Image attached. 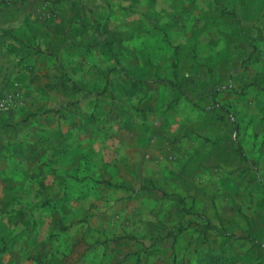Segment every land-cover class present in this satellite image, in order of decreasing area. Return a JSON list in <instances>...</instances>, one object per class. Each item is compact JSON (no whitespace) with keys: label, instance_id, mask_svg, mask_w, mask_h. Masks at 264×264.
I'll return each mask as SVG.
<instances>
[{"label":"rangeland","instance_id":"obj_1","mask_svg":"<svg viewBox=\"0 0 264 264\" xmlns=\"http://www.w3.org/2000/svg\"><path fill=\"white\" fill-rule=\"evenodd\" d=\"M156 3L171 11L155 89L92 111L105 152L28 182L37 202L0 205V264H264V0ZM132 4L148 0H0V96H13L0 120L52 98L25 84L38 74L12 76L8 52L39 51L56 8ZM59 97L44 111L72 110Z\"/></svg>","mask_w":264,"mask_h":264},{"label":"crops","instance_id":"obj_2","mask_svg":"<svg viewBox=\"0 0 264 264\" xmlns=\"http://www.w3.org/2000/svg\"><path fill=\"white\" fill-rule=\"evenodd\" d=\"M156 2L148 0L147 5L129 7L56 8L54 18L41 27L39 51L25 52L21 47L8 52L9 60L20 61L10 70L12 76L22 81L23 76L38 74L41 85L35 81L25 84L38 94H52V98L29 100L20 111L12 108L7 121L0 120V124L6 123L0 126V205L37 202L42 198L27 195L34 190L28 182L38 178L60 183L62 175L78 170L81 157L88 152H105L101 148L105 130L99 127L104 115L93 116V110L103 113L111 101L130 108L133 101L141 102L153 92L158 59L155 46L159 38L164 40L157 36V26L169 27L171 11ZM60 94L72 98L68 105L72 110L66 114L44 111L67 104L60 100ZM32 109L36 112L27 116ZM132 144L129 139L128 145ZM22 217L15 211L6 220Z\"/></svg>","mask_w":264,"mask_h":264},{"label":"built area","instance_id":"obj_3","mask_svg":"<svg viewBox=\"0 0 264 264\" xmlns=\"http://www.w3.org/2000/svg\"><path fill=\"white\" fill-rule=\"evenodd\" d=\"M13 103V96L1 97L0 96V112L7 110Z\"/></svg>","mask_w":264,"mask_h":264}]
</instances>
